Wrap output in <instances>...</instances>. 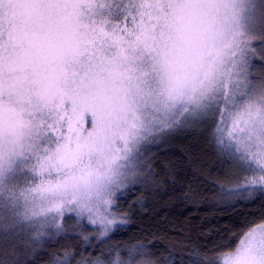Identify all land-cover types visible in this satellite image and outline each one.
<instances>
[{
	"label": "snow or ice",
	"instance_id": "snow-or-ice-1",
	"mask_svg": "<svg viewBox=\"0 0 264 264\" xmlns=\"http://www.w3.org/2000/svg\"><path fill=\"white\" fill-rule=\"evenodd\" d=\"M205 125L223 202L260 201L259 216L229 243L108 264H264V0H0V264H37L39 217L108 237L146 145ZM61 255L49 264H73Z\"/></svg>",
	"mask_w": 264,
	"mask_h": 264
},
{
	"label": "trees",
	"instance_id": "trees-1",
	"mask_svg": "<svg viewBox=\"0 0 264 264\" xmlns=\"http://www.w3.org/2000/svg\"><path fill=\"white\" fill-rule=\"evenodd\" d=\"M210 131L209 125L180 132L148 158L143 170L125 182L128 188L113 211L118 217L127 212V220L108 237L93 238L85 245L82 231L92 237L101 231L99 225H89L86 216L83 228L76 225L74 214L72 220H57L68 229L66 238L55 235V225L49 229L46 224L45 235L39 236L43 248L37 264H49L52 255L62 258V253L73 254V264L98 259L108 264L117 255L124 258L129 248L142 249L140 260H146L149 253L151 258L169 251L186 254L238 238L245 223L259 216L261 202L242 201L235 206L223 202L219 185L227 184L223 175L227 166Z\"/></svg>",
	"mask_w": 264,
	"mask_h": 264
},
{
	"label": "rangeland",
	"instance_id": "rangeland-1",
	"mask_svg": "<svg viewBox=\"0 0 264 264\" xmlns=\"http://www.w3.org/2000/svg\"><path fill=\"white\" fill-rule=\"evenodd\" d=\"M257 63H259V61H257ZM255 75L257 77H259L261 75V72L259 69L256 70L255 72ZM205 126H209V125H205ZM205 126H200V127H187V128H178L177 130L173 131L172 133L170 134H167L163 137L161 136H157L155 137V139L146 145V155L142 158L141 161H139L138 165H137V170L135 172V174L139 173L140 171L143 170V166L146 164L148 158L158 149L160 148L162 145H164L167 141H169L170 139H172L173 137H175L176 135H178L180 132H191V131H194V130H201L203 127ZM85 127H89V124L85 123ZM211 128V126H210ZM212 132V128H211V131ZM215 141V140H214ZM216 145L218 146L217 142L215 141ZM219 148V146H218ZM135 174H129V176L127 177L126 181L131 178L132 176H134ZM125 181V182H126ZM23 183V181L21 182ZM53 215V214H52ZM52 215H49V217L47 218V220L50 222L51 220V216ZM67 218V214H66V217L64 219H58L59 221H64L65 219ZM40 223H44L45 225L47 223H45L46 221V218L45 217H39L38 218ZM36 228H38L40 230V232H42L44 230V228H40V224H36ZM36 228H33L31 230H28L27 227L25 229L24 232L20 233V236L23 237L24 240H27L28 242L31 241V238L35 237L36 238V235H34L35 233H37L36 231ZM10 239H17L16 236H11ZM31 243V242H30ZM64 257L62 258H59V259H63Z\"/></svg>",
	"mask_w": 264,
	"mask_h": 264
}]
</instances>
